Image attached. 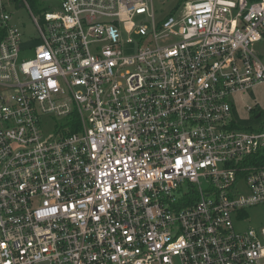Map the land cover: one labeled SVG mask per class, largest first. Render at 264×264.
I'll return each instance as SVG.
<instances>
[{"label": "built area", "instance_id": "obj_1", "mask_svg": "<svg viewBox=\"0 0 264 264\" xmlns=\"http://www.w3.org/2000/svg\"><path fill=\"white\" fill-rule=\"evenodd\" d=\"M18 1L0 0V264H264V226L234 224L264 209V127L234 102L264 83V0L161 18L56 0L41 21L22 0L29 41Z\"/></svg>", "mask_w": 264, "mask_h": 264}, {"label": "rangeland", "instance_id": "obj_2", "mask_svg": "<svg viewBox=\"0 0 264 264\" xmlns=\"http://www.w3.org/2000/svg\"><path fill=\"white\" fill-rule=\"evenodd\" d=\"M188 1L195 0H153V7L157 18L170 13L179 14L182 10V5ZM30 5L34 16L41 21L40 13L45 11L56 10V0H27ZM12 13V22L16 24L22 34L24 41H29L37 37V27L26 9L22 0H19L15 6L10 7ZM254 53L264 60V38L254 44L252 47ZM24 56V58H29ZM235 106L238 110L239 123L241 128H254L258 129L264 127V83L258 84L251 90L234 97ZM246 106L254 109L252 113L247 112ZM258 112L260 117L255 119L253 113ZM48 126L52 127L53 123H62L63 120L59 118H49ZM246 220L241 223H236L235 228L237 231H243L248 228L259 229L264 226V209L261 206H256L246 209Z\"/></svg>", "mask_w": 264, "mask_h": 264}, {"label": "trees", "instance_id": "obj_3", "mask_svg": "<svg viewBox=\"0 0 264 264\" xmlns=\"http://www.w3.org/2000/svg\"><path fill=\"white\" fill-rule=\"evenodd\" d=\"M254 1H257V0H254ZM35 44H37V43L35 42L34 45H35ZM257 113H258V112L253 113V117H255Z\"/></svg>", "mask_w": 264, "mask_h": 264}, {"label": "flooded vegetation", "instance_id": "obj_4", "mask_svg": "<svg viewBox=\"0 0 264 264\" xmlns=\"http://www.w3.org/2000/svg\"><path fill=\"white\" fill-rule=\"evenodd\" d=\"M258 117H260V114L257 113L254 118L257 119Z\"/></svg>", "mask_w": 264, "mask_h": 264}]
</instances>
